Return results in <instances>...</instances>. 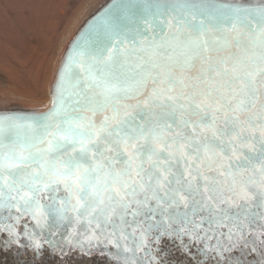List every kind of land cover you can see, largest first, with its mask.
Instances as JSON below:
<instances>
[{"label":"snow or ice","instance_id":"snow-or-ice-1","mask_svg":"<svg viewBox=\"0 0 264 264\" xmlns=\"http://www.w3.org/2000/svg\"><path fill=\"white\" fill-rule=\"evenodd\" d=\"M54 185L67 195L45 211ZM233 195L264 208V0H115L68 56L48 112L0 114V210L37 224L74 213L84 232L71 247L112 237L136 264L155 231L225 260L252 222L219 207Z\"/></svg>","mask_w":264,"mask_h":264},{"label":"rangeland","instance_id":"rangeland-1","mask_svg":"<svg viewBox=\"0 0 264 264\" xmlns=\"http://www.w3.org/2000/svg\"><path fill=\"white\" fill-rule=\"evenodd\" d=\"M104 2L106 0H0V108L32 109L43 106L41 104L48 99L47 91L63 37L74 30L81 18L83 21L86 16L101 6L86 20L88 22L114 0ZM252 2L254 1L243 0L242 4H251ZM242 151L245 155H251L247 148ZM253 191L250 189V192ZM225 195L231 194L225 193ZM253 201L259 203L258 199L249 200L246 209L250 218L254 220L251 223H245L244 238L239 239L233 250L224 254L225 260L218 259L215 252L207 254L202 252L201 249L205 246L204 242L189 241L188 236L185 235L183 243H181V238L175 234L172 236L162 235L158 240L155 238L151 241V243L153 242L151 244L152 251L148 249L137 251L136 260L141 262L142 258L139 260V256L150 255L149 263H145L144 260L143 264H150V262H152L151 264H264V230L260 229L259 223H254L255 220L264 222V219H260L258 215L264 213V208L258 207V209L255 205L258 212L254 214L251 205ZM240 204H242V200L233 195L231 204H220L219 207L235 214L244 209ZM181 206L183 207V205ZM206 215L207 213L203 212L193 219L199 223L200 217ZM0 217L5 219H0L1 225L12 222L15 220L13 217H20L19 222L15 220L17 223L14 224L13 229L18 239L24 241L25 226L31 219L30 214H23L22 211L17 212L12 209L11 215H9L7 210H0ZM127 228H125V233H130L132 228ZM203 228H207V224ZM203 228L198 230L199 235L203 234ZM1 229L0 242L3 237ZM216 231L227 234L228 227ZM153 233L159 234L155 231L151 234ZM148 238L146 242L151 240ZM105 239V237H101L102 242ZM221 239L227 243L226 236ZM233 239L234 241L238 240L237 237ZM124 243L125 241H121V244ZM127 243L129 247H132L131 239ZM208 243L214 245L216 239L213 238ZM185 246L187 247L185 248ZM98 249L99 247H92L89 252L88 249L77 247L74 252L92 256L91 254L98 253ZM114 249L111 247L110 251L102 252L103 257L107 259ZM89 253L91 254L89 255ZM117 256L122 255L116 253L115 257H109L111 261L122 264L123 259H117ZM154 256L157 258L155 259ZM42 264H46V262Z\"/></svg>","mask_w":264,"mask_h":264},{"label":"bare ground","instance_id":"bare-ground-1","mask_svg":"<svg viewBox=\"0 0 264 264\" xmlns=\"http://www.w3.org/2000/svg\"><path fill=\"white\" fill-rule=\"evenodd\" d=\"M108 0H106L107 2ZM115 1V0H114ZM104 2V3H106ZM111 2V1H110ZM255 2V0H254ZM252 2V3H254ZM109 3L108 5H110ZM247 5V4H244ZM101 6H99L94 12H96ZM107 11V9H106ZM106 11L101 15L97 16L96 18L94 17L90 23V26L98 24L100 22L101 18L104 16ZM92 12L90 15L86 16V18L82 21V18L77 22V25L75 26L74 30L69 32L66 36L63 37L62 41V46L59 51L58 57H57V62L55 66V70L53 71V74L50 79V84L48 87V99L42 103L41 107H35L32 109H26V108H7V107H1L0 108V114L2 113H15V114H23V115H31V114H37V113H46L51 109L53 102L56 97V81L58 80V74L61 69L62 62L64 60L65 53L67 52V49L73 40V38L76 36L77 33L80 32L82 26L86 22V20L94 13ZM88 30V29H87ZM79 42V40H78ZM199 68V63L197 62L196 68L193 69V74H195L196 70ZM140 99H143V97H140ZM129 104H135L136 100H129L127 101ZM97 123L102 119V116L97 115L95 118ZM53 188L55 189L54 191H48L44 192L41 195V204L45 206V211H46V206L50 202V198L52 196H55L57 200L63 199L67 193L64 191L63 185L56 186L54 185ZM254 190V189H253ZM254 192V191H253ZM249 202L245 203V201L242 200V204L244 209H246V205ZM252 205V212H258L256 208H258V203L256 202H251ZM250 206V205H248ZM254 206V207H253ZM182 207V206H181ZM259 209V208H258ZM181 211H184V206L180 208ZM22 214V213H21ZM71 218V222L69 220H60L58 217H53V216H47L46 218H41L40 224H37L36 220L33 219L32 215L30 221H28L27 226V233L26 231L24 232V241L22 239H18V237L14 234L15 232L13 231L12 234L9 233L5 229V225H12L14 228V224L17 223L15 220L9 223H4L0 224V229L1 232L3 233L2 241L0 242V264H83V263H88V264H117L113 261H111V258L109 256H114L116 253L118 255H124L122 253V249H117L114 244L109 243L108 241L110 239H113L112 237H107L103 242H93V246H88L85 247L84 249H88L90 252V248L94 247H99L98 253L97 254H91L92 256H86L83 254H79L77 252H74L77 247H71L66 244L65 240L68 237L69 233L73 231V229L76 230V235H75V240L76 239H82L80 236V233L84 232V225L83 224H76L75 222V214L69 212L67 214ZM129 220L132 219L131 216L128 217ZM2 220H5L4 218ZM251 220H254L251 218ZM254 223H259L260 229L264 230V222L262 220H255ZM135 227V225H134ZM93 228H95V225H93ZM130 228V227H128ZM127 228V229H128ZM175 228V226H173ZM110 230V229H109ZM132 231V229H130ZM100 230L96 229L97 235H99ZM6 232V234H5ZM55 233V235H53ZM126 232L125 234H127ZM137 236H139V232H137ZM155 236V237H154ZM161 235L157 233L149 234V240L147 243V248H144L145 251L146 249L152 251V245L153 242L151 243L152 240L155 238H159ZM148 238V239H149ZM34 241H40L42 247L37 250L34 247ZM47 241H51L55 247L50 246ZM121 243V241H119ZM156 243V242H155ZM14 247V248H13ZM114 247L115 249L110 252L112 253L111 255L107 256V259L103 257L102 252L110 251V248ZM129 254V253H128ZM155 257V256H154ZM142 258L141 262L136 260V264H143L142 261L145 260V263H149L150 260V255L146 256H139V260ZM157 257H155L156 259ZM3 261H5L3 263ZM123 261V260H122ZM154 261V260H153ZM152 262H150L151 264ZM120 264V263H119ZM124 264V262H122Z\"/></svg>","mask_w":264,"mask_h":264},{"label":"water","instance_id":"water-1","mask_svg":"<svg viewBox=\"0 0 264 264\" xmlns=\"http://www.w3.org/2000/svg\"><path fill=\"white\" fill-rule=\"evenodd\" d=\"M242 1L243 0H220V2H222V3H236V4H242ZM254 1V0H253ZM115 2V1H114ZM114 2H112L111 4H113ZM110 4V5H111ZM110 5H108L107 7H105L100 13H98L96 16H95V18L97 17V16H101L105 11H106V9H108V7L110 6ZM94 18V17H93ZM92 18V19H93ZM92 19L91 20H89L88 22H86L85 24H84V26L81 28V30H80V32L79 33H77L76 34V36L73 38V40L71 41V43H70V45H69V47H68V49H67V52L65 53V56H64V60H63V62H62V65H61V69H60V71H59V74H58V80L56 81L57 83H56V92H57V85H58V83H59V81H60V75H61V72L63 71V68H64V65H65V63H66V61H67V58H68V56L72 53V51H73V49L75 48V46H76V44L78 43V40L80 39V37H81V35L83 34V33H85L86 31H87V29H89L91 26H90V23H91V21H92ZM75 236L73 237V240H75Z\"/></svg>","mask_w":264,"mask_h":264}]
</instances>
